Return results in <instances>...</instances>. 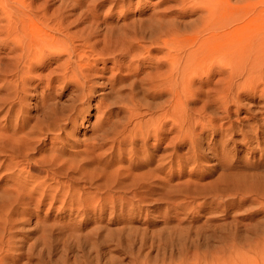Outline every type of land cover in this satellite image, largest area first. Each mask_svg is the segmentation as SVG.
I'll return each mask as SVG.
<instances>
[{
    "label": "bare ground",
    "instance_id": "obj_1",
    "mask_svg": "<svg viewBox=\"0 0 264 264\" xmlns=\"http://www.w3.org/2000/svg\"><path fill=\"white\" fill-rule=\"evenodd\" d=\"M39 1L0 0V54L5 53V57L0 55V72L8 70L1 67L8 63L6 67L19 73L20 80L13 81L16 90L21 89V94L25 95L17 97L21 101L19 112L22 115V104L26 103L28 94L31 95L26 93L27 83L36 77L32 70L50 68L53 62L57 63V70L61 69V75L58 73L46 80L49 83L43 95L51 97L55 88L66 89L74 77L83 103L81 110L70 104L60 113L57 101L47 103L43 98L38 106L42 113L38 114L50 125H47L48 131H43L44 126L43 129L28 126L25 119L16 118L17 122L13 123L12 116L17 111L14 108L0 117L1 120L5 118V123L0 122V180L6 182L0 195V254L3 257H7L11 247L17 244L12 240L18 222L12 218L13 208L23 204H35L39 208L45 206L48 199L49 209L53 208L58 195L70 200L75 194L73 187L80 183L95 188L97 195H105L98 204L101 209L110 201L112 208L141 211L163 201L168 191V178L181 180L188 174L189 178L180 185L185 184L188 192L192 184L213 174L214 170L209 168L218 167L223 172L214 186L222 184L231 190L235 184V188L246 194L264 197V173L247 172L248 169L237 166L227 149L229 143L251 147L254 142L261 148L258 137L252 134L264 130L258 117L264 109V0H196L198 7L193 3L190 8L199 16L188 33L183 31L180 20L168 16L165 11L152 13L147 20H132L121 25L117 21L112 26L111 7L120 6L119 2L125 0H109L110 12L97 21L94 20L99 15L97 5L107 0H96L85 8L80 0ZM52 8L53 14L45 16V11ZM75 10L79 11L75 14L78 21L94 16L86 27L90 36L117 34L114 39L118 42L102 34L103 49H108V41L110 44L117 42V49L114 43L112 45L115 53L111 52L124 59L130 58V66L136 60L142 61L139 70L147 73L145 78L139 79L140 90H136L135 81L140 76L138 72L130 74L131 69L128 75H122L119 87V76L108 77L114 92L111 98L119 92L128 97L124 99L128 102L121 105L123 117L116 122V119L107 118L104 121L98 115L92 127L93 136L84 143L73 139L68 129L76 131L82 126L89 127L82 113L91 105L95 92L93 78L99 71L94 67L96 62H91L97 60L92 55L96 52L94 46L88 45V40L78 44L76 41L82 36L68 33L69 17ZM101 26H105V31L101 32ZM154 51L161 55L155 58ZM62 58L63 62L59 63ZM103 73L105 78L107 72ZM59 83L63 84L57 85ZM197 83L198 88L194 86ZM114 90L118 92L115 94ZM247 92L250 95H246ZM120 94L119 98L125 96ZM76 96L80 99L79 94ZM244 98L254 102L242 109ZM193 102H200V108H191ZM110 104L116 107L112 103L107 106ZM233 108H236V118H233ZM241 110L249 115L248 118L239 116ZM206 132L211 133L210 139ZM47 138L57 141L48 151L39 145ZM205 139L208 141L206 147L203 145ZM261 157L264 167V153ZM211 160H215L212 166L208 162ZM232 169L236 171L226 172ZM116 194H121L122 198L115 199ZM154 197H158L156 202ZM63 201L62 206L72 205ZM88 202L85 205H90ZM6 232L9 235L6 236ZM3 263L0 259V264Z\"/></svg>",
    "mask_w": 264,
    "mask_h": 264
},
{
    "label": "rangeland",
    "instance_id": "obj_2",
    "mask_svg": "<svg viewBox=\"0 0 264 264\" xmlns=\"http://www.w3.org/2000/svg\"><path fill=\"white\" fill-rule=\"evenodd\" d=\"M40 1L42 2V0ZM80 1L82 4H85L83 5V8H85L87 5H92L96 0ZM119 3L120 6H113V9L111 7L110 10L113 12L111 17L113 19L112 26L117 21H119L118 25H121L122 23L128 24L132 20H147L152 13L165 11L168 16H173L180 20L184 27L182 28L183 31L188 33L196 25V19L199 16V13L193 12V8H190L193 3H196L198 7L199 4L196 0H125L124 3ZM109 5V0L104 2V4L97 5L99 15L94 20H102L104 13H108L110 9ZM122 5L123 7H121ZM78 12V10H75L74 14L69 17L68 24L70 23L71 25L69 24L68 33L70 32V35L78 37L82 36L79 37L80 40L76 41L78 44H83L85 40H88V45L94 46L96 52H93L92 55L94 54L97 60L93 61L92 59L91 62H96L94 63V67L99 71L93 78L95 92L90 100L91 105L82 113V117L85 119L84 122L89 123V127L82 126L76 131L71 127L68 129L73 134V139L75 138L78 142L84 143V141H88L93 136L92 127L96 124L98 115L104 121L107 118L106 120L110 119L113 121L116 119V122L118 118L123 117L121 105L128 102V100H124L128 99V97L124 92L117 93L118 91L114 90L117 96H121L120 93H123L127 98L125 96L119 98L116 95L111 98L114 92L111 91L112 84L109 82L108 77L113 75L115 77L119 76V79H117V87H119L121 83L120 78L122 75H128L131 69L132 72L130 74H137L136 72H138L137 75L140 76L138 80L135 79L137 81L136 90H140L139 79L145 78L147 73L139 70L140 66H142V61L136 60L130 66V58L124 59L118 53H112H115L114 46L112 47L113 43L118 42L115 40L117 34L105 36L104 33H100L101 35L95 36V34L90 36L89 28L86 29V27L93 21L91 18L94 16L85 21H78L75 15ZM50 14H53V8L47 10V13L45 11V16H51ZM124 16L125 19L123 18ZM72 21L74 22L72 23ZM117 28L115 29L117 30ZM100 29L102 30L101 32L105 31V26H101ZM102 34L105 38H110L109 40H113L116 37L114 40L117 42H113L112 44H110L111 41L106 40L110 42V50H108L110 46L107 42L108 47H106L108 49H103L105 40H103ZM86 49L89 50L90 47ZM102 50L105 52L99 54L98 52ZM111 50L113 51L111 52ZM0 55L5 57V53H1ZM160 55L157 51L153 52L155 58H158ZM63 60L64 58L59 63L63 62ZM7 64L1 67L4 70H6L5 68L8 70L6 72L1 70L2 72H0L2 74L0 75V104H2L0 105V117L4 114L6 115L9 112L8 109L14 108L17 111L12 116L13 123H16L18 119H25L28 126H39L42 129L44 126L45 129L43 131H48L47 128L50 125L46 124L47 121H43V116L40 115L42 112L38 111V106L43 98L48 100L47 103L52 100L53 103L57 101L58 103L55 104L59 108L60 111H58L60 113H62L61 109L66 108L70 104V106L81 110L83 103L81 99L82 95L79 92L80 90L77 87V83H75L77 81L74 77L66 89H62L61 87L55 88L52 91L51 97L43 95L42 91L45 87L48 88L49 82L47 81L50 76L52 77L58 73L61 75V69L57 70V63L53 62L50 68L39 70H35V68L32 70L33 75H36V77H32L31 74L32 78L27 83L29 87H27L28 92L26 90V93H31V95L28 94L29 96L24 100L26 103L22 104V115L19 112L21 101L17 97L18 95L24 97L25 95L21 94V89L16 90V83L20 80L19 73L17 70H15L16 72L14 70L11 71V68L6 67ZM151 65H148L150 70H152ZM150 70L149 72H151ZM11 72L14 73L11 74ZM52 72L55 74H52ZM103 72H107L105 78ZM8 73L10 75H7ZM99 75L103 76L100 77ZM15 76L18 78L16 79ZM13 80L16 82L15 84ZM96 81L97 83L95 84ZM130 82H133V80ZM60 84L63 83L57 85ZM197 84L194 85L196 88L199 87V83ZM17 91L20 93L17 94ZM32 92L35 94L32 95ZM7 93L8 96L6 95ZM76 93L77 95L79 94L80 99H78ZM246 95H250V93L247 92ZM6 97H10L13 100H7ZM113 99H116L119 105ZM120 99L123 101L120 102ZM72 102L76 103L72 105ZM107 102L112 103L116 107L112 105L114 107L112 108L111 104L108 107ZM243 102L242 109H245L254 100L244 98ZM3 103L6 105L3 106ZM61 103H64L63 106ZM200 106V102L190 104V107L195 109L200 108ZM99 107H101L100 112ZM104 108L105 110H103ZM235 109L233 108V118H236ZM35 114L37 115L35 116ZM239 116L241 118H248L249 115L241 110ZM34 117H36V120ZM258 117L260 123L264 124V109L258 114ZM4 119H2L3 121L0 119V122L5 123ZM254 132L252 134L253 137H258L261 142L260 146L263 149L258 147L257 142H254L251 147H245V145H241L240 143H229L227 149L231 151L230 158L235 161L234 163L237 166L242 167L246 171L248 169L247 172L264 173L261 157L262 153H264V130H261L259 133ZM205 134L210 139L211 133L206 132ZM240 138L241 136L235 139L239 142ZM42 140L43 142H40L39 145L47 151L52 144L57 142L56 139L47 138ZM207 142V139H205L204 147L207 146ZM81 149L83 150L84 147ZM186 149L185 147L184 153ZM208 162L212 166L215 160ZM209 169L214 170L213 174L207 177L203 176L205 178L202 177L203 179L198 183L192 184L189 187L190 189L188 188L190 190L188 192H186L187 188H184L185 184L180 186L182 182H185L189 178L188 174L181 178V180L178 178H168V191L163 201L155 203V206L141 211H123L118 206L117 208H112L111 203H109L110 201L105 208L101 209L98 204L101 198V201H103L105 195H97L95 188L84 183L73 187L75 194L70 200L68 194H66L68 198L58 195L56 206L53 208L49 209L48 200L50 201V199L46 200L45 206L39 208L35 204H23L17 208H13L15 212L13 211L12 218L18 222L13 232L15 239L12 240L17 244L11 247L12 249L9 250L10 253L7 257H3V254H0V259H3L5 264H264V197L250 195L251 193L246 194L235 188V184H233L231 190H228V186L222 184L218 185L219 187L214 186L217 185L218 181L216 182V180L219 179L223 170L218 167ZM167 170L170 171V167ZM175 170L174 168L173 171L175 172ZM31 171L33 172L34 170ZM173 171L171 170V172ZM233 171L236 170L232 169L226 172L233 173ZM0 176H2L1 173ZM4 184L6 185V182L4 183L3 180H0V195L4 192ZM200 187L204 188L201 189ZM77 196L79 197L76 198ZM114 197L120 200L122 195L116 194ZM157 198L154 197L153 201L156 202ZM63 200L71 202L72 205L67 207L62 206ZM85 202L90 203V205H85ZM7 235L9 234L6 232Z\"/></svg>",
    "mask_w": 264,
    "mask_h": 264
}]
</instances>
